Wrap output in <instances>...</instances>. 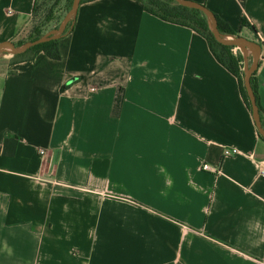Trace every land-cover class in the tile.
<instances>
[{
  "label": "crops",
  "instance_id": "1",
  "mask_svg": "<svg viewBox=\"0 0 264 264\" xmlns=\"http://www.w3.org/2000/svg\"><path fill=\"white\" fill-rule=\"evenodd\" d=\"M191 1L254 25L264 110V0ZM33 5L0 0V42L27 41ZM58 50L0 61V264H264V139L206 40L89 0Z\"/></svg>",
  "mask_w": 264,
  "mask_h": 264
},
{
  "label": "trees",
  "instance_id": "2",
  "mask_svg": "<svg viewBox=\"0 0 264 264\" xmlns=\"http://www.w3.org/2000/svg\"><path fill=\"white\" fill-rule=\"evenodd\" d=\"M59 1L60 0H53V4L46 9L44 16L37 19L38 10L41 7L48 5L50 0H34L30 34L28 36L27 41L34 40L42 36L46 32H48L46 31V27L54 19L53 15L57 10L56 7ZM83 1H89V0H80V3ZM139 1L143 3V9L147 13H150L164 21L191 28L196 33L201 35L206 40L212 55L218 61V63L237 78L240 93L248 109H250V104L245 89L243 87L242 54L238 50L234 51L235 47L220 44L214 39L210 31L207 18L203 12H201L198 9L188 8L179 5L173 0H139ZM71 4H72V0H69V5L68 7H66L67 11L71 8ZM214 15L217 20V28L221 35H232L234 37H237L235 32L226 22H224L216 13H214ZM241 24L247 27L248 29H250L252 32H254L255 38L256 40H258L257 32L254 25H252L245 17L241 19ZM57 27H59L58 23H57ZM57 27H54V29ZM72 27H73V20L67 24L65 30L62 33V37L68 34L69 32H71ZM59 39H54L35 45L31 47L24 54H19V55L14 54L11 61L12 62L30 61L39 52H43L47 57L53 60H58L60 59V53L58 50ZM254 76H255V71L253 72L250 78V83L255 96L258 111L260 114L261 125L264 128V110L262 109L259 103Z\"/></svg>",
  "mask_w": 264,
  "mask_h": 264
},
{
  "label": "water",
  "instance_id": "3",
  "mask_svg": "<svg viewBox=\"0 0 264 264\" xmlns=\"http://www.w3.org/2000/svg\"><path fill=\"white\" fill-rule=\"evenodd\" d=\"M173 1H175L179 5H182L188 8L198 9L201 12H203L207 18L209 28H210V31L214 39L220 44L227 45V46H233V47L239 48L241 51H246V47H251L253 49L252 50L253 56H252L251 62L249 65H247L243 69L244 74H243L242 80H243V87L245 89V92H246V95H247V98L250 104V111L252 114L254 124L257 128L259 135L264 139V128L261 125L260 114L258 111L255 96H254L251 83H250V78L253 72L256 70L259 59H260L261 47H262L261 44L256 41L249 40L243 36H237L235 38H227L226 36L221 35L217 28V20H216L214 13L201 3H197L191 0H173ZM79 3H80V0H72L71 8L64 15L60 23V26L58 28L50 30L34 40L26 41L20 46H15V44L11 40L1 41L0 42V53L3 50V48L6 45H8L12 54H15V55L24 54L31 47L35 45H38L40 43L47 42L50 40L61 38L62 33L65 30L67 24L70 21L74 20ZM72 80L73 79L69 80L68 83L72 82Z\"/></svg>",
  "mask_w": 264,
  "mask_h": 264
},
{
  "label": "rangeland",
  "instance_id": "4",
  "mask_svg": "<svg viewBox=\"0 0 264 264\" xmlns=\"http://www.w3.org/2000/svg\"><path fill=\"white\" fill-rule=\"evenodd\" d=\"M53 4V0H50V2L48 3V5H46V6H43V7H41L39 10H38V13H37V19H39L40 17H43L44 16V13H45V11H46V9L49 7V6H51ZM64 4H66L65 5V8L66 7H68V5H69V0H67V2H66V0H60L59 1V3L57 4V9H59L61 6H64ZM46 7V8H45ZM54 14V13H53ZM54 16H55V14L53 15V18H54ZM57 23L58 22H54V20H52L48 25H47V27H46V31H50V30H53L54 29V27H57ZM31 25V24H30ZM59 26H60V24H59ZM58 28V27H57ZM56 29V28H55ZM232 38H235V37H232ZM255 41H258L259 42V40H255ZM260 43V42H259ZM8 51L5 53H3V51L1 52V54H0V61L3 59V55L4 54H12V52L10 51V48H9V46H8V49H7ZM239 51L241 54H242V57H243V68H245L247 65H249L250 64V62H251V59H252V56H253V54H252V48H249V47H246V51H241L239 48H234V51ZM249 50V51H248ZM251 52V53H250ZM243 74H244V71H243ZM243 78V77H242Z\"/></svg>",
  "mask_w": 264,
  "mask_h": 264
},
{
  "label": "built area",
  "instance_id": "5",
  "mask_svg": "<svg viewBox=\"0 0 264 264\" xmlns=\"http://www.w3.org/2000/svg\"><path fill=\"white\" fill-rule=\"evenodd\" d=\"M91 90H93V89H91ZM237 152H238V150L235 149V148H224L222 153H223L224 156H228V155L236 154ZM39 153L40 154H44V150L43 149L39 150ZM202 169L209 170L210 168L206 164H204L202 166ZM258 173H259L258 174L259 177L264 179V161L260 162L259 172Z\"/></svg>",
  "mask_w": 264,
  "mask_h": 264
},
{
  "label": "bare ground",
  "instance_id": "6",
  "mask_svg": "<svg viewBox=\"0 0 264 264\" xmlns=\"http://www.w3.org/2000/svg\"><path fill=\"white\" fill-rule=\"evenodd\" d=\"M4 48H5V49H8V45H6ZM249 48H251V47H249Z\"/></svg>",
  "mask_w": 264,
  "mask_h": 264
}]
</instances>
